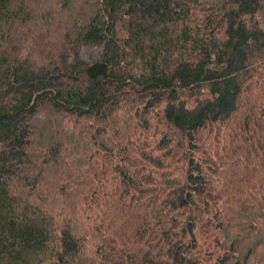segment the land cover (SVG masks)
Listing matches in <instances>:
<instances>
[{
    "label": "trees",
    "instance_id": "trees-1",
    "mask_svg": "<svg viewBox=\"0 0 264 264\" xmlns=\"http://www.w3.org/2000/svg\"><path fill=\"white\" fill-rule=\"evenodd\" d=\"M0 264H264V0H0Z\"/></svg>",
    "mask_w": 264,
    "mask_h": 264
}]
</instances>
